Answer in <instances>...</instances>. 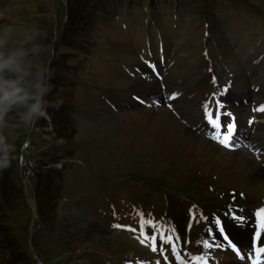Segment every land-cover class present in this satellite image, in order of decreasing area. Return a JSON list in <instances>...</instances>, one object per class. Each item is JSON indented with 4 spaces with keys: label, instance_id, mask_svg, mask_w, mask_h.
<instances>
[{
    "label": "rangeland",
    "instance_id": "obj_1",
    "mask_svg": "<svg viewBox=\"0 0 264 264\" xmlns=\"http://www.w3.org/2000/svg\"><path fill=\"white\" fill-rule=\"evenodd\" d=\"M0 7L6 8L3 13L8 16L2 23L12 24L17 32H39L54 69L52 95L61 101L59 106L49 107L47 118L42 117L31 128L13 129L14 134L18 133L17 153L11 166L0 170V264H152L154 258L145 246L143 230L133 226L125 232L121 226L141 218L146 234L153 230L152 226L161 234L175 227L171 219L178 212L186 213L183 226L177 228L180 247L190 264H195L194 257L210 255L212 247L205 248L202 241L211 240L210 229L216 232L217 216L229 219L233 211L255 215L264 208V197L224 184L203 169L180 166L172 158L155 163L138 149H127L122 141L100 135L89 126V120L78 118L76 105L79 88L94 89L89 86L93 80L87 79L96 77V71L113 77L123 68L128 72L126 76L132 73L138 80L143 78L140 72L147 54H140L138 46L145 47L146 40L140 44V39L132 37L137 25L149 28L144 31L150 33L148 46L154 50L153 56L156 54L159 62V58L171 61L174 68L188 66V60L181 55L197 53V46L203 45V30L210 29L208 56L218 83L226 84L231 75L232 69L225 63L232 62L222 55L226 47L231 48L240 66L235 68L238 81L244 82L245 70L241 68H249L246 60L253 57L248 51H240L236 35L250 32L251 25L264 31L263 0H0ZM124 16L131 20L124 19L127 26ZM238 19L247 21L248 26H240L244 24L236 22ZM107 21L114 22L131 41L137 61L130 62V71L124 62H115L112 53L104 50L100 40L104 37L102 24ZM250 36L261 37L258 44L263 43L256 53L260 55L264 35L257 31ZM189 41L190 47L179 54L157 53L175 45L180 49L184 44L186 48ZM261 66L264 68V60ZM160 68L155 67L154 72L159 73ZM191 73L182 77L180 85L188 90L187 94L193 88L188 85L195 72ZM186 77L189 80L184 84ZM245 87L248 89V85L239 84L236 92L239 89L240 94L245 93ZM186 89L180 91L185 99L179 98L181 103L189 101ZM205 106L206 101L201 108L204 111ZM112 111L117 113L116 108ZM193 111L197 116L201 113L196 107ZM106 114L93 111L91 119L104 118ZM10 119L14 121L15 115ZM181 121L193 122L190 114ZM192 126L188 125L191 130ZM81 209L87 215L103 218L104 223L110 215L109 228L114 232L104 235L98 231V236L92 233L95 241L101 237L113 240L114 248L109 254L80 251L76 246L79 231H83V237L91 235L88 216L83 215L82 223L67 217L69 210L78 214ZM118 227L124 237L116 235L120 234L115 233ZM111 255L118 257H107Z\"/></svg>",
    "mask_w": 264,
    "mask_h": 264
},
{
    "label": "bare ground",
    "instance_id": "obj_2",
    "mask_svg": "<svg viewBox=\"0 0 264 264\" xmlns=\"http://www.w3.org/2000/svg\"><path fill=\"white\" fill-rule=\"evenodd\" d=\"M5 10L6 8L0 9V23L8 19V16L3 13ZM124 19L128 20L129 16H124L123 20ZM125 20L123 21L124 23ZM129 21L131 20L129 19ZM236 22L244 24H240V26H248L246 23L247 21L245 22L243 19H238ZM252 22L254 23L255 21ZM255 23L257 24L258 22ZM133 28L135 29L132 32V37L140 39V44L144 39L147 40L148 37L151 39L150 33L144 31L145 28ZM102 30L104 32V37L100 41L105 46V52L112 53L113 55L111 54V56L116 58L115 62H124L127 70L130 71L128 67H131L132 63L137 61L131 41H128L126 35L118 30L114 22H104L102 24ZM250 30V32L247 31L236 35L238 47L242 53L245 51L250 52L249 55H251L253 49H256L255 56H258L256 53H258L259 47L263 42L258 44L261 37L259 39L256 37L252 38L250 33L258 31L261 36H263L264 31L262 28L258 29L256 26L252 25L250 26ZM190 43L189 41L186 48L184 44H181L180 49L177 48L178 45H175L171 46L169 51L162 49L161 51L158 50L157 53H159V56H161L163 52L166 56H173V53L179 54L182 49L186 51L188 47H190ZM109 46H111L110 50ZM123 46H127V49H124ZM106 47H108V49ZM138 48L140 50L145 48L143 52L147 54L143 57L146 61V65L143 64L144 70L140 72L143 78L138 80V77L134 76L132 73H130V76H126L128 72L123 71V68L120 69V74H114L113 77L105 76L106 74L104 75L101 71H96V77L91 79L90 76V79H87L89 81L93 80L91 81L92 83H89V86H92L94 89H78L79 94L76 101L77 108L80 112L77 114L78 118L89 120V126L96 132H99L100 135L109 136L112 139L116 138L122 141L127 149H138L155 163L161 162V158H172L176 160L177 164L180 166H187L192 169H203L205 172L215 175L216 178L224 184L234 186L258 197H264V156H262L260 150V148H264V126H259L264 119V115L257 113V119L260 120V122L256 123L255 128H252L249 127L250 119L253 116L250 108L245 109L241 106L239 109L235 110L239 118L235 121V124H233V128H235L237 132L231 136L229 143L235 142L237 147L226 146L219 140L213 138L214 135H220L228 131V121L222 122V125L225 127L216 128L215 134L212 137L199 134H205V130L203 129L202 131L201 128L203 126L207 127V123L210 122L208 119L209 110L206 109L204 111L201 108L204 101H206V105H208L209 97H207V94L213 89L211 74L205 71L207 66H211L208 65L202 55L204 49L203 45L200 43L197 46L199 51L195 54L181 55V57L188 60V66H178L177 68L172 66L171 61H165V58H159V62L155 58L157 57L156 54L153 56L154 50L151 51V49L146 46H138ZM263 52V50L260 51V55ZM150 54H152V56H150ZM122 55H124V57H122ZM222 55H225L224 59L229 58V61L232 63H228L226 61L227 59L225 61L228 67L232 68L237 75L238 71L235 68L240 66L236 63L231 48H223ZM252 57V60H246V63L250 64V66H248L249 68H241L245 70V75L243 77L244 82L239 81V83L237 82L236 85L233 86L232 96H239V89V93L236 92V88L239 87V84L241 86L248 85L249 90L252 83L264 80V68L261 64L258 67L251 66V62L254 60V56ZM126 61L129 62L126 63ZM149 65H151L152 68L161 67V71L158 73L153 70L152 72L151 67H148ZM191 72L195 73L191 78L188 77L191 80L188 85H192L193 88L192 91L187 94L188 90L185 87L180 88V85L184 80L182 77H185ZM247 72L250 74L248 77L246 76ZM188 78L186 77V83L184 84L188 83ZM184 89L187 90L185 91L187 94L185 98L189 101L181 103L179 99H173V104L175 103L174 108L177 107L178 109L176 112L167 105L165 100H161L159 103H152L149 99L151 95L162 96L164 93H170L175 90L183 92ZM182 99H184V97H182ZM194 107L201 110L199 116L193 113ZM115 108L117 109V113L112 111V109L114 110ZM232 110L233 109H231V112ZM93 111L107 113V116L104 118L96 117L91 119V117H93V115H91ZM189 114L193 122L185 121V123L193 125V131L188 125L181 121V119H185ZM204 114H206V116L203 119L202 116ZM217 115L218 113H212L213 118ZM45 117L47 118V116ZM194 130L199 133H196ZM241 130L245 132V134L242 133ZM246 130L248 133H246ZM255 151L257 152L255 153ZM174 216L176 226L181 228L186 216L185 213L178 212ZM67 217L74 222L78 221L82 223L85 221L83 215L80 213L73 214L71 210H69ZM88 222L91 233L105 231L96 221L90 219ZM82 233L83 231L81 230L76 236V240L78 241L76 246L81 248L80 251H97L107 255L110 249L112 247L114 248L112 243L113 240L111 241L101 237V239L95 241V236L85 235V237H83L84 235H82ZM152 236H156V250L152 251V256L154 257V262L152 264H181V260L178 259L177 255L172 251V245L165 243V236L171 237L174 240L179 257H181L186 264H189L183 257L174 228H171L170 232H163L161 235L153 233ZM231 240L238 245L240 254L243 255L244 258L241 259L240 255L235 253L222 239L216 241V244H214L216 246L212 247V254L208 258V264H253V261L256 260L257 257L256 250L249 246L250 240L252 239L246 231L238 232V236L233 235ZM149 241L153 248V241L151 238H149ZM193 261L197 264V261ZM258 264H264V254H261L259 257Z\"/></svg>",
    "mask_w": 264,
    "mask_h": 264
},
{
    "label": "clouds",
    "instance_id": "obj_3",
    "mask_svg": "<svg viewBox=\"0 0 264 264\" xmlns=\"http://www.w3.org/2000/svg\"><path fill=\"white\" fill-rule=\"evenodd\" d=\"M43 49L36 29L17 32L0 23V170L17 153L13 129L31 128L61 102L53 98L54 69Z\"/></svg>",
    "mask_w": 264,
    "mask_h": 264
},
{
    "label": "snow or ice",
    "instance_id": "obj_4",
    "mask_svg": "<svg viewBox=\"0 0 264 264\" xmlns=\"http://www.w3.org/2000/svg\"><path fill=\"white\" fill-rule=\"evenodd\" d=\"M217 104H220V102L217 101ZM220 106L223 107L222 104ZM205 107L207 109V105ZM259 110L264 111V105H261ZM229 115H231V114L229 113ZM208 119L213 124V126L215 128L219 129L222 127V125L219 121V115H217L215 118H213L212 114L209 113ZM227 128H228V131L226 133H221L220 135H214L213 138L219 140L221 143L225 144L226 146H231L229 141L231 139V133L233 130V125L231 123H229L227 125ZM231 216H232L233 221H235L237 223V225H243L246 221V217L241 216V215H237L236 213H232ZM257 217H258V227L260 229H264V208L258 210ZM215 227H216V232H213L211 229L209 230L210 235H212V237H213V240L202 241L204 247L205 248H211V247L216 246V245H214L213 241L215 240L217 234H219V235L223 236V239L225 241H227V243H228V245H230L231 249L234 250L238 255H240L241 259H243L244 257H243V255L240 254V249L237 247V245L235 243L232 242V240L229 238V235L225 231L226 224L223 223L219 217L216 218ZM259 235H260V233L257 232V236H259ZM146 236H147V234H146ZM150 238L153 241V250L155 251L156 250V236H151ZM164 239H165V243L172 245V251L174 254L177 255V258L181 260V264H186V262L181 257H179L174 240L168 236H165ZM261 254H264V247H259L256 249L257 260H254L253 264H258V260H259V257L261 256ZM193 259L197 261V264H208L207 256L194 257Z\"/></svg>",
    "mask_w": 264,
    "mask_h": 264
}]
</instances>
